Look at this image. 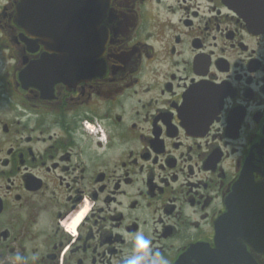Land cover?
I'll return each instance as SVG.
<instances>
[{"label":"flooded vegetation","instance_id":"obj_1","mask_svg":"<svg viewBox=\"0 0 264 264\" xmlns=\"http://www.w3.org/2000/svg\"><path fill=\"white\" fill-rule=\"evenodd\" d=\"M26 5L0 0V264H123L137 231L264 264V222L243 254L219 224L264 178V28L234 0Z\"/></svg>","mask_w":264,"mask_h":264},{"label":"water","instance_id":"obj_2","mask_svg":"<svg viewBox=\"0 0 264 264\" xmlns=\"http://www.w3.org/2000/svg\"><path fill=\"white\" fill-rule=\"evenodd\" d=\"M235 6L240 9L241 14H243L249 25L253 28L263 29L264 28V15H258L257 10L254 8L255 5L252 0H234ZM26 0H21V9L24 11L26 8ZM96 23H98V17L100 14V3L96 2ZM264 177V171L262 172ZM255 199L257 202H255ZM264 178L261 181L255 182L253 177V168L249 169L248 166L237 182L233 194L227 200V211L221 218L219 224L223 230H227L237 236L239 234L245 239L239 240L238 242L229 240L225 243V246L236 248L239 246V253L243 254L245 250V243L257 244L256 241L249 240L248 233H251L254 228L259 229L258 223L264 222V210L260 211V207L264 206ZM255 205V207H254ZM253 233V232H252ZM254 242V243H253ZM190 261L185 259V257L177 262V264H191ZM223 262L227 263H244L253 264V261L247 262L240 257L239 260H233L232 258L225 259L214 253L213 258L210 260L199 261V264H220Z\"/></svg>","mask_w":264,"mask_h":264},{"label":"clouds","instance_id":"obj_3","mask_svg":"<svg viewBox=\"0 0 264 264\" xmlns=\"http://www.w3.org/2000/svg\"><path fill=\"white\" fill-rule=\"evenodd\" d=\"M90 206L85 201V211ZM74 228L75 224L69 226L68 230L74 231ZM16 260L23 264L22 256H16ZM123 264H169V261L158 250H154L152 240L143 231H137L133 237L131 252L126 256Z\"/></svg>","mask_w":264,"mask_h":264}]
</instances>
